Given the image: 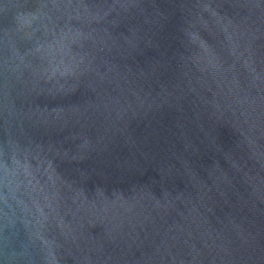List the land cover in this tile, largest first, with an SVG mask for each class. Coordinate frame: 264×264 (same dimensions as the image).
<instances>
[{"label": "water", "instance_id": "95a60500", "mask_svg": "<svg viewBox=\"0 0 264 264\" xmlns=\"http://www.w3.org/2000/svg\"><path fill=\"white\" fill-rule=\"evenodd\" d=\"M0 264H264V0H0Z\"/></svg>", "mask_w": 264, "mask_h": 264}]
</instances>
